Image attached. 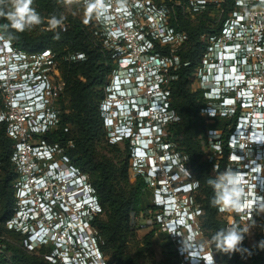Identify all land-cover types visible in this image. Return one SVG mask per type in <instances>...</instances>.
<instances>
[{
	"label": "built area",
	"instance_id": "1",
	"mask_svg": "<svg viewBox=\"0 0 264 264\" xmlns=\"http://www.w3.org/2000/svg\"><path fill=\"white\" fill-rule=\"evenodd\" d=\"M227 1L189 0L187 5L178 3L186 19L195 20L205 14L209 19L206 24L208 32L200 37L204 46L203 56L192 80L198 81L200 89L211 101L217 97L216 92L209 89L211 79L217 72L224 71L225 74L228 62L230 70L235 69L243 81L250 82L252 94L249 97L259 107L256 116H264V0H233V9L224 16L223 6ZM76 4L83 11L81 22L84 28L94 44L109 55L112 63V71L105 84V97L100 104L109 142H123L117 136L116 120L109 116L115 114L113 109L107 111L115 102L130 106L128 111L124 110L128 116L134 107L132 103L138 100L146 106L144 112L161 104L162 113L169 116L170 122L174 121L175 114L168 101L172 81L177 80L175 72L180 68L175 53L187 47L189 35L184 29L171 25V7L164 0H104L103 14L98 15L95 11L85 12L84 0ZM52 21L45 19L48 25L43 29L56 35L68 31L67 22L54 25ZM64 52L59 55L47 49L29 54L15 47L0 31V125H5L7 136L15 143L11 161L16 174L15 209L6 226L25 237L22 246L27 252L53 247L52 252L44 256L53 264H108L103 260L95 236L86 230L90 219L101 213L89 177L69 164L60 145L51 146L41 139L45 134L60 129L61 101L67 86L64 66L87 60L84 53H74L68 48ZM209 110L211 108L204 110L205 116L213 119L216 114L209 115ZM104 113L106 117H103ZM143 129H149V126L145 125ZM64 131L68 132V128ZM211 139L215 140V136L212 135ZM232 139L231 135L228 146L233 145ZM212 144L220 147L218 142L212 141ZM68 145L73 147V141L70 140ZM245 147L251 148L252 144L246 143ZM137 149L131 145L134 167L145 173L149 185H154L155 206L161 209V189L173 192L170 195L176 206L175 213L179 215L177 219L185 214L187 221L196 223L195 231H200L196 217L201 211L190 206L192 200L189 195L194 187L193 183L184 180V175L189 172L182 160L180 162L177 156L167 152L169 149L165 143V153L160 155L159 163L153 162L157 167L148 162L145 168L133 154ZM229 158L231 163H238L231 152ZM174 169H179V174L182 172L184 183L178 184ZM189 183L192 189L187 192L183 188ZM232 214L236 224V216L240 222H249L255 215L251 214L250 218L248 214L243 217L242 212ZM157 216L165 233L177 245L179 254L187 258L190 250L182 247L183 239L180 231L172 227V219L166 220L163 214ZM29 218L48 231L53 241L49 237L35 239L36 234L27 225ZM189 238L194 243L193 238ZM87 242L100 253L90 254L85 246ZM205 252L212 255L207 250ZM213 264L220 263L213 257Z\"/></svg>",
	"mask_w": 264,
	"mask_h": 264
},
{
	"label": "trees",
	"instance_id": "2",
	"mask_svg": "<svg viewBox=\"0 0 264 264\" xmlns=\"http://www.w3.org/2000/svg\"><path fill=\"white\" fill-rule=\"evenodd\" d=\"M188 2L189 0H164V3H167L172 10L171 25L184 29L189 35L187 47L175 53V56L179 58L180 68L175 72L177 80L172 81L171 84L170 110L181 121L170 124L169 138L174 142H182L180 148L175 150L182 154L181 158L187 159V162H183V166L191 171L192 175L189 174V176L197 185L196 191L200 192L198 195L190 193L189 197L192 199L194 196L197 205L200 203L197 209L204 211L203 225L205 229L211 231L212 236L219 228L226 227L227 222L223 220V214H218V208L210 203L213 189L207 184V180L215 177L212 175L214 164L203 161L204 145H202L203 140L207 142L206 145H209L207 132L210 126L200 116L201 111H204L207 106L206 101L198 98L190 87L195 69L203 56L204 46L200 37L208 32L206 24L209 19L206 18V14L195 20L186 19L178 3L187 5ZM62 6L63 3L60 0H34L33 3V7L42 18L65 21L69 24L68 31L58 35V39L56 34L47 30H41L39 35L29 31L15 32L10 28L3 14H0V31L4 37L13 42L15 47L29 54L48 49L63 55L64 49L68 48L71 52L84 53L87 56L85 62L64 66L63 71L67 81L64 93L69 104L66 106L62 99L63 113L60 129L54 133L45 134L41 139L51 146L60 145L69 164L89 177V182L101 206V213L90 219V227L97 232L93 235L101 253L110 254L113 250L112 255H115L118 264H139L135 258L125 255L123 250L129 235L135 231L132 221L139 215L148 216L149 211L160 215L162 209L151 204L154 189L150 188L145 173L137 175L129 193H125L121 184H128V160L118 167L98 159L97 143L105 135L107 136L100 114V104L105 97L104 88L112 63L109 55L94 44L80 19L71 15L62 17ZM223 8L225 16L233 9V0H228ZM8 10L9 5L5 0V3L0 4V13H6ZM45 25L47 26L48 23L45 22L43 26ZM167 55L170 54L167 53ZM65 128H68V132L64 131ZM198 137L201 139L199 140ZM70 140L73 141V147L68 145ZM14 144V141L6 134L5 125H0V222L4 224L13 216L16 202L14 191L16 174L11 161ZM128 145L129 142L126 146L127 154L131 153V147L128 148ZM222 154L224 158L217 161V172H223L229 165V148L226 142L223 145ZM210 157H213L212 153ZM103 214L107 215V219L101 217ZM254 217V221H260L263 216L255 213ZM236 222L243 228L237 216ZM2 231L0 226V236ZM10 235L20 238L22 246L25 237L14 232ZM153 236L154 232L149 233L147 240H151ZM261 241H264V236ZM52 249L53 247L37 249L36 252H39L37 256L26 253L0 238V264H53L44 259L45 254H50ZM7 253L10 255L9 261L5 260ZM254 256L256 264H264V248L258 247L254 251ZM229 260L239 264V259L233 254L229 255Z\"/></svg>",
	"mask_w": 264,
	"mask_h": 264
},
{
	"label": "clouds",
	"instance_id": "3",
	"mask_svg": "<svg viewBox=\"0 0 264 264\" xmlns=\"http://www.w3.org/2000/svg\"><path fill=\"white\" fill-rule=\"evenodd\" d=\"M7 2L9 10L0 14L6 16L10 28L15 32L32 31L44 22L39 12L33 7L34 0H7ZM60 2L70 6L73 3H78L79 0H60ZM3 3H5V0H0V4ZM104 7V0H84L86 13L95 11L98 15H102ZM52 23L55 25L61 23V21L53 19ZM56 38H59L58 35ZM80 58H83V54L80 55ZM228 67L229 63L227 62L225 74H223L224 71L214 74L209 89L216 92L217 97L214 99L221 100V105L225 108L221 116H238V126L232 133L233 145H229L228 148L229 152L241 156L243 161L235 164L237 166L235 171L232 168H226L223 172H217L215 177H210L207 180V184L213 189L210 203L213 207L218 208L220 213L242 212L243 217L248 214L251 218V214L264 213V122L260 121H264V116L261 114L256 116L259 107L249 97L252 94L250 82L243 81L244 78L240 74H236L235 69L230 70ZM36 91L34 90V92ZM132 104L134 107L130 111L131 116L124 112V110L128 111L130 108L127 103H112L107 111L113 109L115 113L109 116L116 120L117 136L123 142H129L138 148L133 154L136 160H140L141 164L147 168L148 162L153 163L156 161L159 163L160 155L165 153L166 131L164 128L170 118L162 113L161 104L154 106L152 110L147 112H144L146 106L142 101L138 100ZM232 109L234 111H231ZM144 114L149 118H145ZM208 114L215 116V111L211 109ZM103 117H106V113ZM145 125H148L149 129L144 130ZM246 143H251L252 147H245ZM176 159L181 162L180 156H177ZM252 159L259 163L261 172L256 169L258 166L254 165L250 171L249 180L250 183H256V178L253 175L257 171V175L262 177L261 187L258 182L253 186H248L245 174L239 171L244 164H249ZM72 178L74 179V177ZM253 190L254 194L252 193ZM160 193L163 195L161 200L163 202L161 206L162 214L166 220L172 219V227L180 231V238L183 239L182 247L185 250H190L187 256L189 259L188 264H213L211 254L207 258H203L197 251H194V248L189 247L192 243V239L189 237L193 238L194 243L201 244L198 242L200 231H195L196 223L187 221L185 214L177 219L179 215L175 213L176 206L171 199L172 195H170L174 193L166 189H161ZM28 205L33 207L30 203ZM166 210L167 213L164 212ZM28 213H32V211ZM27 225L29 230L36 234L35 239L49 237V240L53 241L50 238L51 234L45 229H41L33 219H30V223ZM255 226L256 222L254 220L250 225L243 228L233 223L216 230L207 243L214 244L216 251L221 253L231 255L240 252L245 234H248L250 229ZM201 245L204 250H207L203 244ZM259 247L264 248V241L260 242ZM195 258H198V261Z\"/></svg>",
	"mask_w": 264,
	"mask_h": 264
},
{
	"label": "rangeland",
	"instance_id": "4",
	"mask_svg": "<svg viewBox=\"0 0 264 264\" xmlns=\"http://www.w3.org/2000/svg\"><path fill=\"white\" fill-rule=\"evenodd\" d=\"M76 3L71 4L70 6H66L63 4L62 6V17L66 18L69 15L82 19L83 18V11L75 5ZM43 24L45 23V18H43ZM43 24L36 26L32 31H29L30 33H33L35 35H39L41 30L43 29ZM191 90L195 92L196 90L200 89L198 81L192 80L191 82ZM64 103L66 106H68L69 101L65 97L64 93ZM201 118H204L205 123L207 122L205 118V111H201L200 113ZM209 135V133L207 132ZM200 140L201 137H198ZM209 145H206L207 142L203 140L204 148V156L203 161H209L214 164V167L212 169V175L217 174V161L222 160L223 154H222V147H216L212 144L211 137L208 138ZM127 143L126 142H119L117 144H112L109 142L108 137L105 135L98 143H97V153H98V159L103 162L110 165H116L120 166L125 160H127ZM131 146V144L128 145V148ZM213 154V157H210V154ZM181 154V153H180ZM131 159L129 161V170H128V184H121V188H123V191L125 193H129L131 186L134 185L136 176L139 174H142L143 171L141 169H135L134 167V159L132 158V152H131ZM182 155V154H181ZM182 162H187V159L185 157L181 158ZM228 162L229 165L226 168H232L234 171L236 169V165L230 162V158L228 156ZM225 168V169H226ZM189 174L192 175L191 171L188 170ZM189 174L184 175V180L186 181H193L192 178L189 176ZM182 175V172H181ZM193 183L194 192L192 194H200L197 190L196 183ZM150 188H154V185L150 183ZM154 192V190H153ZM125 196H128L129 194H124ZM192 204L190 203L191 207H200V203L197 205V203L194 200V196L191 199ZM151 204L155 205L154 202V195L152 198ZM197 205V206H195ZM1 214V210H0ZM148 216L145 215H139L137 217H133L132 226L135 229L131 235H129L127 243L124 247V253L127 256H130L132 258H135V260L138 261L139 264H188L186 256H181L179 254V250L177 245L174 243L173 239H171L166 233L164 226L161 225L160 219L157 216V213L149 212ZM204 214V211L200 213L196 217L197 224L200 228V236L198 242L203 244L205 248L212 253L213 257L220 263V264H234L231 260H229V255L225 253H221L216 251L215 245L207 243L211 239V231L204 228L203 225V219L202 216ZM218 214H223V220L227 222V226L233 223L232 217L234 216L232 212L227 213H220L218 210ZM263 217L260 221H255L256 226L250 229V232L248 234H245V238L242 242L241 251L236 252L233 255L239 259V264H256V259L254 256V251L259 247V244L264 236V213H260ZM104 219H107V215L103 214L101 216ZM255 217L249 222H241L243 227H246L252 223ZM0 226H2V234L0 236L1 239L5 240L6 243L14 245L15 247H18L22 249L26 253L27 252L23 246L20 244V238L13 237L10 235L12 233L11 230L6 226V223L4 224L2 221L0 222ZM203 226V227H202ZM87 232L90 234L96 235V230H93L90 226L87 227ZM154 232V236L151 238V240H147V236L149 233ZM103 245V243H102ZM109 251V250H108ZM1 252V250H0ZM110 252V251H109ZM113 252V250H112ZM112 252L110 254L102 253L103 260L107 262L108 264H118L115 259V255H112ZM34 255H39V252L34 251L31 252ZM114 254V253H113ZM45 259V258H44ZM5 260H10V255L7 253L5 256Z\"/></svg>",
	"mask_w": 264,
	"mask_h": 264
},
{
	"label": "flooded vegetation",
	"instance_id": "5",
	"mask_svg": "<svg viewBox=\"0 0 264 264\" xmlns=\"http://www.w3.org/2000/svg\"><path fill=\"white\" fill-rule=\"evenodd\" d=\"M112 71V69H111ZM111 73V72H110ZM105 90V88H104ZM195 93L197 94L198 98H203L205 99L206 101V108H211L215 111V118L213 119H207L206 116V120H207V124L210 126L208 130V133L209 135L207 136V140L209 137H211L212 135L215 136V140H212L214 142H218L220 144V147L223 148V145L225 144H228L229 142V139L232 135V133L234 132V130L237 128L238 126V117L235 118V117H223L221 116L222 113H224L225 111V108L221 105L222 102L221 100H218V99H213V100H208L206 95L207 93L202 91L201 89L199 90H196ZM169 103V108L171 107V103H172V100L171 98L169 99L168 101ZM205 108V109H206ZM181 119L175 115V120L170 122L168 121L167 124L165 125V128L164 130L166 131V145H167V148L169 149L167 152L171 153L172 155L174 156H181V154L179 152H176V148H180V145L182 144V142H174V140H171L169 138V127H170V124H172L173 122H180ZM234 127V128H233ZM211 141L208 140V143H210ZM127 143V142H126ZM131 144V143H129ZM179 146V147H178ZM131 153H129L127 155V160H128V163L129 161L132 159L130 158ZM229 156V154H228ZM179 172V169L177 170H173V175L176 179L179 180L178 184H182L184 183L183 179H182V175L178 173Z\"/></svg>",
	"mask_w": 264,
	"mask_h": 264
},
{
	"label": "bare ground",
	"instance_id": "6",
	"mask_svg": "<svg viewBox=\"0 0 264 264\" xmlns=\"http://www.w3.org/2000/svg\"><path fill=\"white\" fill-rule=\"evenodd\" d=\"M256 138V137H255Z\"/></svg>",
	"mask_w": 264,
	"mask_h": 264
}]
</instances>
